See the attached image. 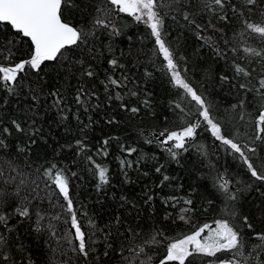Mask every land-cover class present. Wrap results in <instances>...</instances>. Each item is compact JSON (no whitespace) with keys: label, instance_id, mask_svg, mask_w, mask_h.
Wrapping results in <instances>:
<instances>
[{"label":"snow or ice","instance_id":"6c2138e0","mask_svg":"<svg viewBox=\"0 0 264 264\" xmlns=\"http://www.w3.org/2000/svg\"><path fill=\"white\" fill-rule=\"evenodd\" d=\"M0 264H264V0H0Z\"/></svg>","mask_w":264,"mask_h":264}]
</instances>
